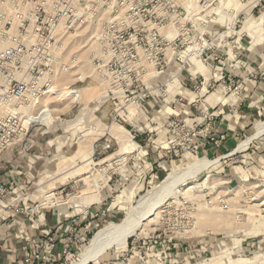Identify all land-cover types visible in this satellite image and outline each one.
I'll list each match as a JSON object with an SVG mask.
<instances>
[{"label":"rangeland","instance_id":"1","mask_svg":"<svg viewBox=\"0 0 264 264\" xmlns=\"http://www.w3.org/2000/svg\"><path fill=\"white\" fill-rule=\"evenodd\" d=\"M151 27L158 28L157 48L164 56L150 47ZM187 52L194 59L186 66ZM114 59L134 62L131 76L139 72L127 99L112 94L117 91L104 76L105 64ZM254 59L264 60V0H0V71L12 61V69L27 79L26 91L50 85L28 117L40 116L49 128L56 122L66 126L57 132L65 146L42 170L38 205L75 207L92 217L84 240L54 264H72L95 233L127 215L137 220L147 210L136 209L138 200L172 173L216 158L213 167L175 185L176 194L158 206L155 224L137 229L124 249L113 248L91 264H264V135L227 156L253 127L229 150L204 153L200 146L214 136L193 127L196 136L189 141L185 116L187 107L197 110L201 126L205 113L202 91L184 83L188 75L196 81L217 73V66H246ZM199 61L203 74L194 66ZM56 75L65 77L62 84L54 83ZM63 88L77 98L55 112ZM48 97L47 108L41 101ZM49 113L55 122L48 121ZM112 124L125 130L109 132ZM120 134L135 143L125 155L119 153ZM27 135H15L19 139L0 155ZM96 181L102 184L98 190Z\"/></svg>","mask_w":264,"mask_h":264},{"label":"crops","instance_id":"2","mask_svg":"<svg viewBox=\"0 0 264 264\" xmlns=\"http://www.w3.org/2000/svg\"><path fill=\"white\" fill-rule=\"evenodd\" d=\"M246 64L224 67L223 81L219 70L208 74L209 79L219 84L214 94L203 99L202 106L207 108V113L203 112L201 126L198 125L197 110L186 108L188 126L203 128L208 124L211 128L209 135L224 136L219 149L213 146L202 149L200 146V152L229 150L256 123L264 122V60L254 59ZM228 77L234 85L239 84L237 90H228ZM188 81L191 82L187 78L184 83ZM65 128L62 122H56L50 128L35 125L20 144L6 148L0 155V183L7 188L0 206V264H24L26 251L31 250L48 231L54 232L59 241L69 235L67 230L72 228V236L79 239L90 226L92 217L88 210L81 214L75 207L70 211L69 208L60 210L57 205H38L43 189L42 170L53 162V154L65 146L57 141V132ZM52 134L54 138L51 139ZM60 251L57 250L56 254L61 256Z\"/></svg>","mask_w":264,"mask_h":264},{"label":"built area","instance_id":"3","mask_svg":"<svg viewBox=\"0 0 264 264\" xmlns=\"http://www.w3.org/2000/svg\"><path fill=\"white\" fill-rule=\"evenodd\" d=\"M155 9L156 7L152 8L153 18L157 20V14H155L156 13ZM150 29H151V31L149 32V36L151 37L150 47L153 48L154 53H156L157 56L162 51L157 48L159 46V44L157 43L158 41L157 38H159L157 34L158 28L157 30L156 29L152 30V27ZM119 43L121 44V41H119ZM154 44L156 45L153 46ZM110 52H111V57L115 56L112 50H110ZM162 54L164 56V51ZM131 58H134V56H131ZM155 61H156V57L154 58L153 66L155 64ZM10 64L13 65V62L10 61ZM10 64L5 65L4 70L0 71L5 74V76L4 74L0 75V147H1L0 149L2 150L7 144L10 143L9 142L10 140L19 139V137H14L18 133L28 134L30 129L35 125L47 127L45 126V124H43V121L41 120L35 122L28 121L26 128H24L23 130L21 125H22V120L24 118H27L28 115L31 113V111L36 109L37 107L36 105L38 104L37 100L40 99L43 94L48 93L50 85L45 86V90H42L41 88L42 86H41L31 91H26L27 79L24 78L19 72L14 71ZM133 64L134 62L131 61L128 63L126 62L125 64L117 61V59H114L109 61V63L107 62L105 66L103 65L104 76L107 77L108 80H111V83L113 84L115 90L117 91V92H111L112 94L118 95L119 93H122L121 96H123L124 99H127V93L130 92V88L132 85L131 79L134 78L136 80L139 77V72L131 76V70H128V66L129 68L132 69ZM124 66H126V70H124ZM155 66H157V64H155ZM218 70H219L218 66L215 67V71H217V73ZM222 71L223 69L221 68L219 70V75H220V79L223 81L225 77L222 76ZM180 75H181V70L180 72H178V74L174 73L173 78L177 79ZM188 77H189L188 79L191 81V84L193 83V90L195 91V93L198 90L199 92L202 91V94L199 97L203 96V98H205V96L214 94L217 91L219 83L215 82V80L209 79L208 76L205 77L201 75L198 79H196V81L192 80L194 79V76L188 75ZM226 82H227L226 84L228 90H231V88L232 90H237L239 87V84L236 85L233 84V80L230 77L226 79ZM137 97H133L132 99H135ZM32 99H35L36 101H32ZM204 110L205 113H207L206 107L204 108ZM173 113H177L175 107L173 108L172 114ZM187 129H188L189 141H191L192 138L196 136V133L194 132V128L192 126H187ZM210 131L211 128L207 124L205 125V127L202 128V131L200 133H203L204 137H206L207 135L210 134ZM209 141L210 142H206L202 144L201 148L204 149L207 145H212L215 149H219L224 141V136L219 135L217 137H211ZM6 192H7V188L2 183H0V206L2 199L6 195ZM67 232L69 233V235H66L63 239L61 238L62 240L59 241L57 239V235L54 232L52 231L46 232L42 236V238L38 240L36 245L31 250L26 251L24 264H54L58 262L62 257L64 256L66 257L67 255H69V252L73 249V246L76 247V245L80 243V241H83L84 239L83 238L77 239L75 236H72V233L74 232L72 228H69ZM60 249H61L60 251L61 256L59 254H56V251Z\"/></svg>","mask_w":264,"mask_h":264},{"label":"bare ground","instance_id":"4","mask_svg":"<svg viewBox=\"0 0 264 264\" xmlns=\"http://www.w3.org/2000/svg\"><path fill=\"white\" fill-rule=\"evenodd\" d=\"M77 47H78V45H77ZM193 49L196 52H198V53L194 54L195 56H197L200 51L196 50V48H193ZM190 54H193V53L187 52V56L190 57ZM184 59H185L186 66H187V65L192 63L191 61H193L192 59H194V58L191 56L190 58L185 57ZM194 61H196V60H194ZM189 62H191V63H189ZM200 65L203 66V64L201 62L194 64V66H196V70L199 71L198 73L203 74V70H205V67H202V66L200 67ZM55 73H56V71H55ZM71 74H73V72ZM85 74H87V73H85ZM155 74H156V72H155ZM82 77H84V76H82ZM64 79H65V77H60V76L56 75L54 83L55 84H60V83L62 84ZM56 87H57V85H56ZM54 88H55V86H54ZM54 88L51 87V90ZM52 95H54V94H52ZM55 98H58L61 102L54 105V111L55 112L56 111H63L70 104L74 103V101L77 98V94L75 92L73 93V92H70L67 89L63 88L60 90V93L59 92L56 93ZM49 99H50L49 97L44 98V100L41 101V103L45 107H47L48 103L50 102ZM130 105H132V104L128 103V106H130ZM132 115H134V114H132ZM37 118H39L38 119V121H39L41 117L38 115H35L33 117L25 118V121L22 120L23 121L22 125H21L22 130L24 128H26L28 121H31V120L37 119ZM48 118H50V120L48 119V121H51V119L54 121V119L56 117H54V115H51V113H49ZM41 120H43V119H41ZM115 128L120 129V133H123V131L125 130L117 124H112L107 129L110 132V130L114 131L113 129H115ZM262 135H264V122H258L254 126L253 133L250 136L246 137L245 139L241 140L239 143H237L236 146L230 151V153L227 156L233 155L234 153L243 152L244 150H246L251 145V143L255 139L259 138ZM16 137H19V136H16ZM116 139L118 140V143H119L120 155H125V154L130 153L131 151L134 150L135 143L132 142L133 140L130 141L129 138H127L126 136H123L121 134L118 137H116ZM7 141H9V140H7ZM92 153H93L92 148H91L90 152L86 151V153L84 154L85 160L87 159L88 156L91 157ZM219 159L220 158H216L213 160L199 159V160L195 161L194 163H192L191 165H189L186 169H184L178 173H175V174L172 173L173 175H169L163 181L164 183L158 185L157 188L153 189L151 192L147 193L145 196H142L138 200L136 209L142 205H146V207H147L146 212H143L142 215L137 220H131L129 215H127V217L124 218L121 223L109 225L108 227H106V228L98 231L97 233H95L93 238L89 241L88 245L82 250V252L77 256V259L72 264L95 263L102 256H104L108 251H110L113 248L124 249L127 246L128 238L133 235L134 231H136L137 229H139L141 227H145L147 225L156 223V219H157L158 214H159V212L157 211L159 209L158 206H161L162 202L165 201V198H167L170 195L174 196L176 194L175 185L180 184L185 179H189L191 177H194L195 175L201 173L203 170L207 169L208 167H213L214 165H216V163L219 161ZM70 160L71 159L69 158V161ZM101 164L102 163H100L99 165H101ZM104 170H105V168L99 167L98 172H103ZM101 185L102 184H99L97 181L94 182V186L98 187L96 190H98ZM190 188H192V187H188L187 190L185 191V193ZM131 192L132 191L129 190V195L131 194ZM123 195H124V193H123ZM49 196H51V195L49 194ZM52 196H53V194H52ZM117 201H118V203H120V198H118ZM263 204L264 203H261V205H263ZM154 211H157V213L154 214ZM151 213H153L151 216L154 215V217H151V216L147 217ZM146 217H147V219H145Z\"/></svg>","mask_w":264,"mask_h":264}]
</instances>
